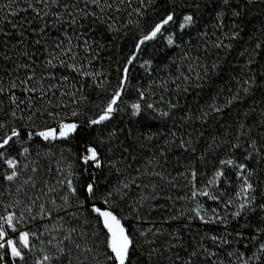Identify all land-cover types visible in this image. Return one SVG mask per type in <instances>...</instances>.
Segmentation results:
<instances>
[{
	"label": "trees",
	"instance_id": "1",
	"mask_svg": "<svg viewBox=\"0 0 264 264\" xmlns=\"http://www.w3.org/2000/svg\"><path fill=\"white\" fill-rule=\"evenodd\" d=\"M169 15L175 43H141ZM65 122L67 139L38 134ZM9 136L0 184L26 163L24 189L63 217L52 264H118L95 209L122 221L132 264H187L179 245L198 233L213 264H264V0H0Z\"/></svg>",
	"mask_w": 264,
	"mask_h": 264
},
{
	"label": "rangeland",
	"instance_id": "2",
	"mask_svg": "<svg viewBox=\"0 0 264 264\" xmlns=\"http://www.w3.org/2000/svg\"><path fill=\"white\" fill-rule=\"evenodd\" d=\"M191 23L192 20L190 23H185L184 20L181 27V31L188 28ZM159 36L165 37L167 43L170 45H173L175 43L177 33L174 23H172V20L163 26L160 33H158L156 37L151 40L143 39V43L155 40ZM169 38H171V43H169ZM118 98L116 99V102L118 101ZM115 104L113 105V112L109 114V118L114 113ZM71 124L75 123L65 122L60 125V128L58 130L47 129L41 131L55 133L54 137L49 136L47 139L42 136L41 137L45 141L67 139L76 131L77 124H75V131L68 132L65 136H61L60 133L63 130V125ZM19 145L21 144H17V147H19ZM10 151L16 154L15 149H12ZM27 153L28 150H25L22 155L25 161L29 159ZM11 160L15 161L16 167L11 168L9 167V165H7L6 174L8 177L9 175L15 173V176L12 180L7 179V183L0 184V227H2L4 232L6 233L5 237L0 238V242H3L5 244V247L0 249V264H3V259L6 250L10 252V248L7 246L8 240H13L16 242L17 248L21 251V254L24 257V259L21 260L19 257H13L10 253L12 258L15 260L14 264H52L53 261L51 258V254H53L54 252L56 253L57 247L64 241L62 240L63 227L61 225L63 217H58V213L55 210H52V208H50L52 206V202L49 204L47 199L42 201V198H37L34 195L28 194V192L24 189L25 185L27 184L22 183L25 171L24 169L27 167V164L24 162H17L14 159ZM217 179H219V177H217ZM45 190V195L50 196L51 191L49 190V188L47 187ZM68 191H72L71 184L61 183L60 188L58 189V194L64 195ZM100 211L111 212L110 210ZM112 214L120 221L121 225L123 226L122 221L114 213ZM8 216L13 217L11 226L7 223ZM56 216L57 218L54 219V217ZM102 219L104 223V218L102 217ZM13 229H15V231ZM23 233L28 234V247H24L22 242H20L19 240V237ZM209 245L210 241L207 234L198 233L193 235L192 237H185L182 240V243L179 245V248L183 252L184 257L188 259L189 262L187 264H213L208 251ZM131 247L129 249V258L126 264H132L130 262ZM45 257H47V259H45ZM159 264L170 263L163 261Z\"/></svg>",
	"mask_w": 264,
	"mask_h": 264
},
{
	"label": "snow or ice",
	"instance_id": "3",
	"mask_svg": "<svg viewBox=\"0 0 264 264\" xmlns=\"http://www.w3.org/2000/svg\"><path fill=\"white\" fill-rule=\"evenodd\" d=\"M173 17L169 15L161 24L156 25L155 29L151 32L150 35L145 36L144 40H151L158 33H160L161 29L165 24H167L169 21H171ZM185 23H190L192 20L191 16H186L184 18ZM171 38H169V43H171ZM143 43V40L141 41ZM125 73H127V69H125ZM119 93H117L116 98H114L108 105L105 114L101 115L98 120H93L91 123L93 124H98L104 120L109 119V114L113 112V105L116 103V99L118 98ZM133 107L138 111L139 110V105H133ZM76 125L71 124V125H63V130L61 131L60 135L65 136L68 132L75 131ZM40 136L44 137L47 139L49 136L54 137L55 133L54 132H40L38 133ZM13 136L19 135L18 132L13 131L12 133ZM11 136L8 137L2 144H0V148H3L9 140H11ZM88 152L90 153L89 156H86L84 158L85 163H87L88 160L96 161V167H99V162L97 159V153L94 148H89ZM9 167L15 168L16 164L15 161L13 160H8L7 161ZM231 163V161H229ZM15 176V173L12 175H9L7 177L8 180H12ZM249 188L251 185L248 186ZM88 192L91 193L93 191L92 185L88 186ZM96 212L99 213L100 216L104 218V225L108 229L109 233L111 234L110 236V244L109 247L111 249V252L114 254V259L118 262V264H126L129 258V249L131 247L132 241L129 239V236L126 234L124 227L121 225L120 221L109 211H103L101 212L99 209H95ZM12 216L7 217V223L11 226L12 223ZM15 231V229H13ZM6 233L4 232L3 228L0 227V238L5 237ZM20 242H22L24 247H28L29 244V239H28V234L23 233L19 237ZM7 246L10 248V253L13 257H19L21 260L24 259L23 255L21 254V251L17 248L16 242L13 240H8L7 241ZM5 244L3 242H0V249L4 248ZM47 259V257H45Z\"/></svg>",
	"mask_w": 264,
	"mask_h": 264
}]
</instances>
